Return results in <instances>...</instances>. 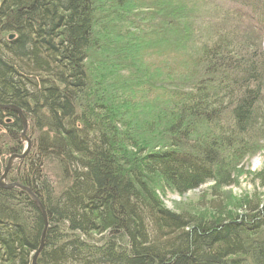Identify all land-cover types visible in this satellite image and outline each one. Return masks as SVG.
Returning a JSON list of instances; mask_svg holds the SVG:
<instances>
[{"label": "trees", "instance_id": "1", "mask_svg": "<svg viewBox=\"0 0 264 264\" xmlns=\"http://www.w3.org/2000/svg\"><path fill=\"white\" fill-rule=\"evenodd\" d=\"M197 1L215 3L0 0V106L22 111L31 140L6 180L28 188L45 211L36 264H264L263 202L191 216L168 211L149 186L153 177L179 195L208 182L232 186L231 159L254 152L264 130V51L253 43L264 35V0H231L232 24L211 26L216 43L202 46L194 55L201 69L181 80L154 86L151 72L137 68L128 81L141 94L127 95L119 82L112 98L98 73L97 65L123 62L117 38L161 42L165 24L145 23L158 13L180 34L182 49L174 48L187 52L197 44L187 41ZM23 130L15 111L0 109V179L24 150ZM157 135L165 140L154 146ZM44 230L30 195L0 185V264H32Z\"/></svg>", "mask_w": 264, "mask_h": 264}, {"label": "rangeland", "instance_id": "2", "mask_svg": "<svg viewBox=\"0 0 264 264\" xmlns=\"http://www.w3.org/2000/svg\"><path fill=\"white\" fill-rule=\"evenodd\" d=\"M166 1L168 2L170 0ZM230 1L231 0H215V3L212 5H205L203 2L200 3L199 1H197V9H195L194 11L198 13V20L195 21L194 25L191 24L192 27L188 31H193V34L188 32V34L190 33V35H188L190 38L187 40L193 43L197 40V44L188 46L190 49H187V52H180V49H182L180 48V46H183L182 39H180L179 36L180 34H176L173 30H171V28L166 25V22L169 21V19L166 16L158 13L161 10L160 8H158V11L156 10L155 12H153L155 14L158 13L154 18L149 17L148 20H146V17L145 23L151 25L157 30H162V25L164 26L165 24L163 30L167 35H165L164 39L160 38L161 42H159L158 38L154 40L151 36L146 39L145 44L140 43L139 39H136V36L135 38L130 39L117 38L116 40H113L114 43L117 42V45H115L120 50H122V55H125L123 62H114L108 67H105L102 64L97 65L98 73H101V76L103 75L106 83L109 85L108 89L110 91L109 94H111V97H115L114 90H117L116 88H118V86L116 85L119 82H121L120 88L125 89L124 91L128 92L127 95H130L131 92L133 93L131 96L140 95L141 91H138L141 88V86L139 85L140 82H135V85H139L138 87L133 86L131 83L133 82L134 77L130 78V76L128 75L130 73L139 75L136 72L139 69H145L151 72V76H154V79H156L154 86L157 85L158 87H160V85L163 87L169 82L181 80V73L184 71H190L194 69L200 70L201 67H198L196 65L194 55L197 54L196 56L198 57V54H202V46L204 47L205 45H212L213 43H216V40H214L215 35H213L214 33L212 32L211 26L216 24L223 27L224 24H232L231 18H229L227 13H225L228 12V10L226 9L228 6H233L230 5ZM149 2H151V5L153 1H145L144 3L148 5ZM145 14L149 15L152 13L147 12ZM135 17H137L138 19L140 18V15L136 14ZM199 17H201L203 20L199 19ZM115 23L116 22H114L113 19H110V26H114L113 24ZM184 25L187 26L186 23H184ZM248 37H250V35ZM258 39H260L261 41ZM258 39H254V47L261 45V49L262 51H264V35L260 34V38ZM130 45L133 46L131 47ZM174 47H178L180 49ZM132 55L134 56L133 58ZM186 55L190 56L188 60L186 58ZM106 60L109 59L106 58ZM113 61L117 60L113 59L111 62ZM137 68L138 70H136ZM149 78L150 77L148 76V79ZM128 79H131L132 82L129 83ZM198 79H200V77H198ZM145 93L143 94L145 95ZM117 94L120 95L119 92ZM161 95H163V93L157 91L156 93H154L153 100L159 99L158 97H160ZM111 100L112 102L110 101V103L119 112L121 103L117 102L115 99ZM262 105V110H264V103ZM28 135L29 132L27 130L26 139L31 143ZM254 137V152L248 153L237 163L236 161H233L235 158L231 159L230 161L232 162V169L234 171V175L232 178L234 182L232 186L223 187L217 185L215 182H208L198 190L188 192L185 195H179L169 190L158 178L153 177L149 183L152 192L168 211L179 214H189L191 216L198 215L199 217H211V212H214L213 210L215 209H220L218 213H220V211H224L228 214L243 213L244 210H242L241 204L247 199L259 202L261 201L264 203V184H262V178L264 177V130L255 133ZM21 138L24 145V150L19 156L24 155V153L28 149V143L27 140L23 137V134ZM163 139L164 137L158 135L156 137L154 136L153 145L157 146L156 143L159 141H163ZM30 150L31 145L25 157L28 155ZM227 154H231V152L227 151ZM18 160L20 159H15L13 161L11 168ZM49 174L51 177L56 179L59 171L57 169H54L52 171L50 170ZM6 184H8L7 180Z\"/></svg>", "mask_w": 264, "mask_h": 264}, {"label": "water", "instance_id": "3", "mask_svg": "<svg viewBox=\"0 0 264 264\" xmlns=\"http://www.w3.org/2000/svg\"><path fill=\"white\" fill-rule=\"evenodd\" d=\"M13 38H14V36L11 35V36H10V39L12 40ZM0 109H2V110H3V109H12L13 111H15V112L19 115V117L22 119V122H23V128H24L22 134H23V137L26 139V133H27V130H28V123H27V119H26L25 116L23 115L22 111L19 110V109H17V108H14V107H4V106H0ZM26 140H27V139H26ZM27 143H28V149H27V151L24 153V155H22V156H16V155H15V156H12V157L10 158L9 163H8V166H7L6 170H5V173H4V175L2 176V178L0 179V185H1L3 188L7 189V190H11V189H13V188H20V189L26 191V192L30 195V197L34 200V202L36 203V205L39 207L40 211L42 212V215H43V217H44V221H45V230H44V234H43V238H42L41 246H40L39 250L34 254L33 259H32V264H36L37 259H38L40 253H41L42 250H43V246H44V235H45V233H46L47 226H48V221H47V217H46L45 211H44L42 205L40 204V202L37 200V198L32 194V192H31L28 188L22 187L21 185H19V184H17V183L10 184V185L6 184L7 173H8V171H9V169L11 168L13 161H14L15 159H20V160H22V159L25 157V155L27 154V152L29 151L31 143H30V141H28V140H27Z\"/></svg>", "mask_w": 264, "mask_h": 264}]
</instances>
